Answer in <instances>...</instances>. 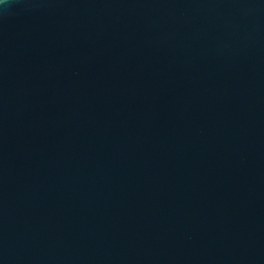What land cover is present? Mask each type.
Wrapping results in <instances>:
<instances>
[{
  "label": "water",
  "instance_id": "95a60500",
  "mask_svg": "<svg viewBox=\"0 0 264 264\" xmlns=\"http://www.w3.org/2000/svg\"><path fill=\"white\" fill-rule=\"evenodd\" d=\"M0 264H264V0H0Z\"/></svg>",
  "mask_w": 264,
  "mask_h": 264
}]
</instances>
